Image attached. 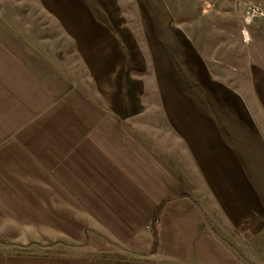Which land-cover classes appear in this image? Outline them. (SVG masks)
I'll return each mask as SVG.
<instances>
[{
  "label": "crops",
  "instance_id": "crops-1",
  "mask_svg": "<svg viewBox=\"0 0 264 264\" xmlns=\"http://www.w3.org/2000/svg\"><path fill=\"white\" fill-rule=\"evenodd\" d=\"M143 2V38L89 45L83 85L0 43V264H264L263 64L222 70Z\"/></svg>",
  "mask_w": 264,
  "mask_h": 264
},
{
  "label": "rangeland",
  "instance_id": "rangeland-1",
  "mask_svg": "<svg viewBox=\"0 0 264 264\" xmlns=\"http://www.w3.org/2000/svg\"><path fill=\"white\" fill-rule=\"evenodd\" d=\"M143 1L0 0V43H19L30 45L35 50L38 48L62 72L83 85L87 75L85 61L89 45L112 44L118 34L110 30L114 27L125 28L130 38H143L140 19L141 11L145 10ZM162 1L174 14L176 22L206 45L208 60L223 61L222 70L235 73L237 66L235 75L249 80L245 61L240 66L246 49L248 54L251 50L254 61L264 67V18L255 19L250 25L252 40L248 48V44L242 40L240 44L237 38L244 25L246 3L257 1L264 5V0Z\"/></svg>",
  "mask_w": 264,
  "mask_h": 264
},
{
  "label": "built area",
  "instance_id": "built-area-1",
  "mask_svg": "<svg viewBox=\"0 0 264 264\" xmlns=\"http://www.w3.org/2000/svg\"><path fill=\"white\" fill-rule=\"evenodd\" d=\"M213 9H211L212 11ZM210 11V12H211ZM264 18V5L257 1H250L246 3L243 14V27L242 35L246 42L251 40L250 33L248 31V25L252 23L256 18Z\"/></svg>",
  "mask_w": 264,
  "mask_h": 264
},
{
  "label": "trees",
  "instance_id": "trees-1",
  "mask_svg": "<svg viewBox=\"0 0 264 264\" xmlns=\"http://www.w3.org/2000/svg\"><path fill=\"white\" fill-rule=\"evenodd\" d=\"M162 208H163V205L161 204V205L157 208V210H156V212H155V216H154V224H155V225H156L157 220H158V218H159V216H160V213H161ZM154 230H155V245H157V243H158V233H157V231H156V227H155Z\"/></svg>",
  "mask_w": 264,
  "mask_h": 264
}]
</instances>
